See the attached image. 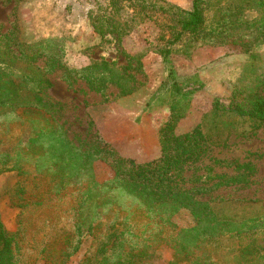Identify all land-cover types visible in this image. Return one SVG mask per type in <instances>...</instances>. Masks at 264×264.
<instances>
[{
	"label": "rangeland",
	"instance_id": "rangeland-1",
	"mask_svg": "<svg viewBox=\"0 0 264 264\" xmlns=\"http://www.w3.org/2000/svg\"><path fill=\"white\" fill-rule=\"evenodd\" d=\"M148 1L182 8L168 0ZM190 2L187 0L186 4ZM98 5L106 7L115 19L128 27L129 33L120 42L116 36L100 37L93 33L87 13ZM259 15L248 12L245 20L251 21ZM176 20L171 11L148 8L139 0H0V56L20 58L16 42L29 47L25 50L29 55L34 53L36 61L16 59L15 69L49 81L51 86L45 97L56 105L52 111L39 116L22 114L20 109L14 115L1 117L0 161L8 155V166L18 160L31 175L40 169V161L22 155V141L37 120L44 123L45 130L60 128L76 149L96 153L92 166L99 182L111 178L113 160L134 165L159 161L162 153L158 132L168 119L171 101L177 98L170 88L168 66L161 55L162 50L169 49L168 59L177 83L183 91L194 90L182 103L187 109L175 133L183 135L195 130V147L204 149L199 160L185 166L180 176L186 177L187 182L196 180L197 183H203L213 174L220 175L221 180L242 176L247 182L222 186L203 200L211 201L219 214L235 220L264 216V122L237 113L249 109V98L256 94L264 96V83H261L264 80V34H257L256 44L247 48L230 40L222 45L193 48L187 35L169 45L179 31ZM6 39H10L12 51L8 54L1 44ZM48 39L59 42L61 53L57 61L63 66L50 62L54 49L51 44L30 47ZM136 56L137 60L133 58ZM100 60L115 64L120 74L131 75L136 81L135 91L124 97L118 96L114 86H108L104 94L90 91L74 71ZM66 77L76 80L70 84ZM200 175L203 178L198 180ZM178 181L179 178L175 180ZM217 181L208 179L209 184ZM16 184L29 188L31 180L13 171L0 174V223L9 232L17 227L18 211L5 193ZM38 184L42 186L44 180ZM142 218L143 224L149 222ZM39 219H33L28 231L31 238L38 239L44 230V216ZM172 220L177 229L193 225L187 211H181ZM152 222L147 224L150 229L157 226ZM158 228L156 230L161 229ZM177 229L163 228V236ZM256 237L264 245V239L261 241L264 234ZM231 242L228 239L218 247L217 264L243 262L237 251L238 241L232 245ZM26 246L31 249L34 245L29 242ZM91 246V238H86L81 250L67 264H78ZM172 255L170 246L160 243L154 256L140 264H169ZM24 264L48 263L36 255Z\"/></svg>",
	"mask_w": 264,
	"mask_h": 264
},
{
	"label": "trees",
	"instance_id": "trees-1",
	"mask_svg": "<svg viewBox=\"0 0 264 264\" xmlns=\"http://www.w3.org/2000/svg\"><path fill=\"white\" fill-rule=\"evenodd\" d=\"M139 1L151 9L171 11L177 18L179 31L169 45L187 35L193 48L222 45L229 40L247 48L256 44L259 34H264V0H192L189 10L157 5V1ZM248 12L260 15L248 21L245 20ZM87 20L93 33L100 37L113 35L120 42L129 33L128 27L101 5L88 11ZM9 42L6 39L1 43L6 54L12 52ZM43 43L54 48L50 62L63 66L57 61L61 53L58 41L48 39L30 47L37 48ZM17 46L20 58L36 61L34 53L26 52L29 47L16 42ZM161 55L168 66L170 88L177 97L171 101L168 119L158 132L162 158L142 165L113 160L111 178L99 182L92 166L96 153L76 149L60 128L45 130L44 123L37 120L22 141V155L40 161V169L31 175L18 160L8 166V155L0 161V174L13 171L31 180L29 188L16 184L5 193L18 213L14 231H7L0 223V264H24L36 255L48 264H67L81 250L86 238H91L92 246L78 264H140L154 256L160 243L169 245L173 251L169 264H217V249L228 239L232 240L231 245L238 241L237 251L243 261L240 264H264V245L255 238L264 234V216L235 220L219 214L211 201L203 200L215 189L247 180L242 176L221 180L220 175L213 174L203 183H197L180 176L185 166L199 160L204 149L195 147V130L183 135L175 133L187 109L182 103L194 90L183 91L174 78L168 59L170 50H162ZM20 58L0 56V121L1 117L14 115L20 109L22 114L39 116L56 107L45 97L51 86L49 81L15 69L14 60ZM74 73L86 82L90 91L98 94H104L108 86L116 87L120 97L136 89L131 75L120 74L115 64L105 60L95 61ZM69 78L66 77L70 84L76 80ZM247 104L248 110L237 113L263 123L264 96L256 94ZM177 178L180 181L175 182ZM200 178L203 176L197 177ZM208 179L218 181L209 184ZM41 180H44L42 186L38 184ZM181 211L192 217V226L176 228L172 219ZM43 216L44 230L39 238L29 237L33 219ZM142 217L149 222L143 224ZM152 221L161 229L148 228ZM163 228L177 230L163 236ZM29 242L34 245L31 249L26 246Z\"/></svg>",
	"mask_w": 264,
	"mask_h": 264
},
{
	"label": "crops",
	"instance_id": "crops-1",
	"mask_svg": "<svg viewBox=\"0 0 264 264\" xmlns=\"http://www.w3.org/2000/svg\"><path fill=\"white\" fill-rule=\"evenodd\" d=\"M168 1L174 2V3L182 6V8H184L186 10L191 9V4H188V5L186 4L187 0H168ZM191 2H192V0H191Z\"/></svg>",
	"mask_w": 264,
	"mask_h": 264
}]
</instances>
